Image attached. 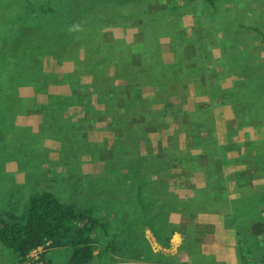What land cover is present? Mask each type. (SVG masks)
Returning <instances> with one entry per match:
<instances>
[{
    "label": "rangeland",
    "instance_id": "374dc122",
    "mask_svg": "<svg viewBox=\"0 0 264 264\" xmlns=\"http://www.w3.org/2000/svg\"><path fill=\"white\" fill-rule=\"evenodd\" d=\"M31 1H34L33 6L44 3V7L37 10L29 19L18 21L21 15L27 14L23 6L24 0H0V40L6 39L7 46H20L18 41L11 39L13 31L7 22L13 21H17L18 26L13 27L16 30L20 29L21 34L30 31L48 34L45 38L40 37L39 46L53 45L62 39L53 36L56 34L58 24L63 22L65 24L68 15L76 14L79 18L83 16L82 8L87 0ZM69 3L68 9L77 8L69 14H55V11L64 9ZM90 6L93 10L89 15L95 16L90 24L94 30H101L104 34L101 42L97 40L98 43L105 44L117 40L131 46L137 41L139 34L150 32L155 35L162 62L168 68L176 63L173 71L184 72L188 68H193L195 74L199 75V77L196 75L191 77L188 83L186 76H180L181 89L184 93L182 96L172 98L171 102L173 105H181V108L187 111H193L202 105L208 110L204 116L188 122L192 128L194 125L200 126L198 133L205 137L202 152L198 153L199 149L191 148L189 152L206 153L207 156L203 160H197L196 166L200 168L199 170L186 172L187 165L182 162L175 169L170 167L169 174V170L164 171L165 174L160 176L161 181L157 180L156 174L151 176L155 185L166 181L168 193L177 197L181 207L183 204L191 205L194 213L183 216L171 212L164 216L162 210L157 211L156 219L165 218L174 226L171 235L167 236V240L165 239L168 241L167 246L157 242L151 229L144 224L138 230L128 228L132 224V218L125 224L117 222L114 215H120L119 198L115 197L114 191L107 193V190L126 186L124 183L129 177L126 176L125 166L116 171L115 177L112 176L111 167L122 162L121 158L126 157L127 150L123 149L125 154L120 155L115 152L120 151V141L117 137H120V134L117 135L109 124L114 120L115 115L123 116V122L124 116H128L130 112L124 115L117 114V109L120 111L130 109L132 117H129V123L137 124L142 115L143 99L147 97L154 99L158 93L154 95L153 91L144 88L141 99L140 96L137 98L133 91L125 95V91H128L125 86L129 82L120 81L121 79L116 76L115 64L112 66L109 62H100L104 63L103 67L90 69L91 74L80 73L74 77L88 86V93L83 97L87 99L85 105L78 104L64 108L59 116L66 122L64 120L53 122V129L48 128L47 121L55 115L51 112L52 107H46L48 110L41 107L47 105L48 97L61 94L70 96L72 91L69 86L61 83L66 75L75 71L73 58L66 55L44 59L43 73H46L49 80L46 85L42 76L24 73L21 76L24 82L16 85L15 93L0 92V214L6 211L20 214L28 205L30 197L41 192H50L62 203L78 202L80 206L94 207L100 215V220L106 225L104 233L100 231L93 251V260L89 264H250L249 260H245L248 249L240 245L234 231L225 228L224 225V214L231 213L232 209L223 202L215 201L213 194L218 192L228 195L230 199H237L241 191L243 193L251 191L249 185L252 184L264 192V178L253 177L255 174L253 163L247 157L234 160L231 162L232 165H225L221 169L225 176H233L228 184L221 181H211L208 184L206 178L211 177L213 160L220 157V154L217 157L215 155L221 153L222 145L229 143L239 144L240 150L227 152L228 157H236L244 152L245 142L257 141L258 148L252 146L248 150L255 154L259 161H263L264 168V147H262L264 125L257 120L250 126L235 120L236 117L229 106L217 104L215 98L211 100L209 94L204 91L208 90L207 86L213 80H218L221 88L227 89L237 78L231 73L219 77L212 72V70L221 71L220 60L226 46L234 43L239 46H255V52H258L260 58H264V48H262L264 44L261 43L260 35L254 31L260 29L264 32V0H214L212 9H208L203 0H136V2L103 0L100 5L97 3ZM225 10L230 12L227 13ZM123 11L126 12L125 16H122ZM101 13L102 17L105 15L109 17L110 26L103 27L102 21L96 23L100 22ZM227 14L231 18L230 23L225 17ZM42 17H48V22L40 21ZM164 18L168 23L166 34L157 31V27L153 28L157 21ZM87 19L89 16H86ZM234 21L252 29L239 28ZM41 24L42 26H39ZM176 27L185 39L178 38ZM88 30V27L80 25L70 35L74 46H80L77 51L79 58H83L84 45L81 41L78 45L76 39L83 37L85 40L84 36L91 35ZM206 31L210 34L209 38H207L208 32L205 37ZM194 41H198L197 46H207L200 51L206 60L203 68L197 67L198 64L192 59L196 46ZM3 43L5 42H0V45ZM152 47L144 46L142 51L136 52L145 51V60L152 63V56L147 53L148 51L151 53ZM0 51L5 54L7 49L0 48ZM35 58L36 55L32 54L29 59ZM3 59L6 61V56ZM134 68L138 67L134 66ZM95 71H97L96 77ZM132 74L133 72L128 73L129 80ZM54 77H57L59 83L51 82ZM140 77L149 81L147 68L146 73L143 72ZM13 82V78L7 80L6 87H12ZM203 82L207 84L205 89L201 87ZM113 84L117 85V97L114 101H109L110 107L107 112L104 104L96 98L95 88L100 92L105 91L106 94L110 92ZM162 91V96H166L165 93L171 90L164 87ZM154 106H162V104L157 101ZM207 117L211 122L207 121L209 125L205 126L203 120ZM168 121L172 122L171 117ZM75 122L76 124L73 125ZM175 125L173 121L161 133L146 132L151 148L157 152L156 145L159 141V145L165 150L169 144L174 145V143L175 148L187 149L188 139L183 134L174 143L168 141ZM126 130L128 135L124 138L135 133L137 128L127 124ZM229 131L232 132L231 140L227 137ZM211 132H215L213 137L209 135ZM138 138L133 136L138 144V151L145 154L146 144L142 137ZM174 160L180 162L177 158ZM91 179H108V182L104 183L107 188L95 187L88 192L87 188L79 187L81 182H88ZM142 179L144 178L139 176L134 180L136 183ZM150 192H154L151 195L156 198L157 190ZM146 196L148 197V194ZM158 199L160 203L164 201L162 194L158 195ZM122 203L124 208H128V202L122 201ZM255 213L256 208L247 211L244 216L250 220ZM121 219L125 220L122 217ZM261 220L264 222V219ZM115 221L117 224L114 223ZM121 228V233H118ZM181 230L187 231V235L181 233ZM147 246L154 254L160 255V262L148 260L152 255L146 257ZM3 255L8 256L6 250L0 247V264H20L12 262L10 256ZM69 256L70 251L67 249L52 250L48 247H40L29 253L24 264H67ZM257 264H264V258L258 257Z\"/></svg>",
    "mask_w": 264,
    "mask_h": 264
},
{
    "label": "trees",
    "instance_id": "16d2710c",
    "mask_svg": "<svg viewBox=\"0 0 264 264\" xmlns=\"http://www.w3.org/2000/svg\"><path fill=\"white\" fill-rule=\"evenodd\" d=\"M133 1L136 2V0ZM203 1L206 3L208 9H212L214 0ZM97 3L100 5L103 3V0H87L82 8L84 11L83 16L79 18L76 14L71 16L68 15L65 24L64 22L59 23L58 29L55 32L56 34H53V36L54 38L62 39H59L51 46H39L40 37L44 36L45 38L48 34H40L33 31L21 34L20 29L16 30L13 27L18 26L17 21L7 22L13 31L11 39L13 41H18L20 46H7L6 39L3 38L0 40V42H5L0 45V48L3 50L7 49L5 54H2L0 51V92L12 91V93H15L14 88H16V85L24 82V80L21 79L24 73L27 75L32 73L37 77L42 76L46 85L49 83V80L46 73H43L42 66L44 59L54 56L63 57L69 55L73 58L75 71L72 74L66 75L61 83L72 89L71 95L61 94L59 96L48 97L47 105L41 107L44 110H48L47 108L52 107L51 112L55 115L54 118L51 117L49 121H47L48 128L53 129V122L64 120L59 116L64 108L73 107L78 104L85 105L87 99H83V97L88 93V86L74 77L80 73L91 74L89 72L90 69L96 70L103 67L104 63L100 62H109L112 66L115 64L114 66L117 67L115 70L116 76L121 79L120 81L129 82L127 86H125V88L128 89V91H125V95L133 91L136 97L139 98L140 96L141 99L144 88L153 91L154 95L158 93L154 98L156 101L149 97L143 99L142 103L144 105L142 104V115L137 124L129 123V117H132V111L130 109L123 111L117 109V114L124 115L128 111L130 112L128 116H124L123 122V116L118 115H115V122L114 120L110 122L109 125L113 131L116 132L117 135L120 134V137L117 136L120 141V151L118 150L115 152L120 155L125 154L123 149L127 150L126 157L121 158L122 162L116 163L115 165L117 167L112 165L111 173L112 176L115 177L116 171L125 166V170L127 171L126 176H128L129 179L124 183L126 186L122 185L121 187L107 190V193L114 191L115 197L119 198L118 208L120 210V215H114L117 222H124L125 224L128 219L132 218V224H130L128 228L138 230L142 227L141 225L144 224L151 229L157 242L167 246L168 241H166V238L171 235V229L174 226L168 223L165 218L162 220L156 219L157 211L159 209L162 210L164 216L171 212L189 216L193 214L194 211L191 205L188 204H183V207H181L177 197L168 193L166 181H162L159 185H155L151 176L156 174L157 180L161 181L160 176L165 174L164 171H168L170 167L175 169V167L179 166L182 162V164L187 165L186 172L199 170L200 168L196 166L197 160H203L207 156L206 153L198 154L203 151L205 141V137L198 133L200 126L194 125L192 128L188 125V122L204 116L208 110L202 105L200 108L197 107L193 111H187L182 109L181 105H173L171 102L172 98L182 96V93H184V90L181 89L182 80H180V76H186L188 83L191 77L195 75L199 77V75L195 74L193 68H188L184 70V72L181 71L184 75L179 71H173L176 63L172 64L171 68H168V66L162 62L160 49L156 43V37L150 32L139 34L137 41L131 46L117 40L105 44L98 43L97 40L99 39V42H101L104 34L101 30H94L90 23L95 16L89 15V12L93 10L90 4ZM33 4L34 1L24 0L23 6L27 14L21 15L18 21L24 18L29 19V17L36 14L37 10L39 11L44 7V3L38 6H33ZM69 5L70 3L64 9L55 11V14H69L74 8H77L71 7L68 9L67 7ZM114 7H116V4ZM231 10L234 12V8ZM225 11L227 13L230 12L229 10ZM125 15L126 12L123 11L122 16ZM86 16H89V19L86 20ZM225 17L230 23L231 18L229 14ZM41 19L40 21L42 22H48V17H42ZM101 21L104 22L103 27L111 25L109 17L106 15L102 17V13L100 22L97 21L96 23L99 24ZM234 24L242 29H252L250 27L245 28L236 21H234ZM80 25L88 27V31L91 33V35L84 36L85 40L83 37L76 39L78 45L80 41L84 45L83 58L78 57L79 53L77 54V51L80 46H74V42L70 36ZM39 26H42V24ZM167 26L168 23L164 18L157 21L153 25V28L157 27V31H162L163 34H166L168 30ZM254 31L260 35L261 43L264 44V32L260 31V29H254ZM176 32L179 39H185V37L179 33L177 27ZM207 32L208 31H206L205 37L207 36ZM64 35L65 38H63ZM209 37L210 34L208 32L207 38ZM195 44L196 46L192 54V59L198 64L196 65L197 67L203 68L206 65V60L203 53L200 51L207 48V46H197L198 41L195 42ZM144 46H153L151 48V53L150 51L147 52L152 56V63H148L147 60H145V51L136 52L142 51ZM262 48H264V46H262ZM187 50L190 49L187 48ZM255 50V46H239L237 43L226 46L223 49L222 58L220 60L221 71L215 72L212 70V72L219 77L224 76L226 73H231L237 78L232 81L231 87L227 89L221 88L218 80H213L208 84V90L204 91L209 94L211 100L215 98L217 104L229 106L236 117L235 120H239L248 126L256 120L264 125V58H260L257 54L258 52H255ZM32 54H35L37 58L34 60L29 59ZM5 56L6 61L3 59ZM176 58H178V56ZM134 66L138 68H134ZM181 67L183 66L181 65ZM146 68L148 70L149 81L151 79L150 82L140 77L143 72L146 73ZM130 72H133L131 80L127 77ZM94 73L96 77L97 71ZM12 78L14 80L12 87L7 88L6 81H10ZM119 78L115 79L119 80ZM51 82L59 83L57 77H54ZM206 85L207 84L203 82L201 87L205 89ZM164 87H168V89L171 90L165 93L166 96H162V89H164ZM116 88L117 85H111L110 92L106 94L105 91L100 92L95 88L96 98L99 99L100 103L104 104V108L107 112L110 107L109 101H114L117 97ZM179 89L181 90L178 91ZM81 90L83 91L81 92ZM108 97L111 98L108 99ZM157 101L161 102L162 106H154V103ZM179 101L181 100L179 99ZM1 104H4V102H1ZM170 117L172 122L175 121L176 125L168 141L174 143L179 139L180 135L183 134L185 138L188 139L186 145L187 149L182 150L175 148L174 145L176 144L174 143V145H168L167 150L169 149V151H167L164 147L159 145L158 141L156 152L151 148L149 136L146 132L161 133L172 123L168 121ZM207 121H209V123L211 122L209 117L203 120L205 126L209 125ZM64 122H66V120H64ZM75 124L76 122L73 123V125ZM127 124L130 127L137 128V131L132 135L129 134L128 138H124L125 135H128L126 130ZM54 131L55 130H53V132ZM214 133L215 132H211L209 134L210 137H213ZM133 136H136L137 139H139L138 137H142L146 144L145 154H141L138 151L139 147L134 141ZM227 137L231 140L232 132L229 131ZM210 140L213 141L212 139ZM257 144V141L245 142L244 152L238 154L236 157H228L227 152H236L240 150L239 144L229 143L227 145H222L221 153L218 152L215 155V157H217L220 154V157L213 160V171L210 170L211 177L209 176L206 178L207 183L210 184L211 181H221L228 184L231 182L230 179L233 176H225L223 174L224 172H221V169L225 165H232V161L243 157L251 159L255 171L253 177L264 178L263 161H259L258 157L248 150V148L252 146L258 148ZM189 148L195 150L199 149L200 151L198 153H191L189 152ZM174 158L179 159L180 162H177ZM170 172L171 170H169L168 174ZM139 176L144 179L135 183L134 179H137ZM224 179L228 181L225 182ZM105 182H108V179H91L88 182H81L79 187L81 186L83 189L87 188L88 192H90L94 190L95 187H100L102 189L107 188L106 184H104ZM238 184L240 185V183ZM249 186L252 190L246 193L241 191V195L237 199H230L228 195H223L218 192L214 193L213 197L215 201L223 202L232 209L231 213L224 214L225 228L233 230L238 243L248 249L245 260H249L250 264H257L258 257L259 259L264 258V222L261 220L264 219V211H262L264 210V192L257 186H254V184ZM154 190H157L156 198L151 195L154 192H150ZM146 194H148V197ZM161 194L164 197L162 203H160L158 199V195ZM122 201L128 202L129 206L126 205L128 208H124ZM255 208L256 213L250 220L244 216L247 211H253ZM257 214H260V216H257ZM121 217L125 220L122 221ZM114 223H116V221ZM105 225L106 224L100 220V215L94 207L80 206L78 202L62 203L50 192H41L40 194H34L30 197L28 205L20 214L7 211L0 214V247L6 250L12 262L20 264H24L28 259L27 256L29 253L40 247H48L52 250H69L70 256L67 264H89L93 260V251L98 241L100 231L104 233ZM261 225H263V227ZM121 230L122 228L119 231L117 230L118 233H121ZM180 232L185 235L188 233L183 230ZM191 244L192 243H189V245ZM145 254L146 257L149 255L157 257L154 258L151 256L148 259L149 261H159L160 259V255L154 254L148 246L145 250ZM3 256L8 257L5 255Z\"/></svg>",
    "mask_w": 264,
    "mask_h": 264
},
{
    "label": "bare ground",
    "instance_id": "6f19581e",
    "mask_svg": "<svg viewBox=\"0 0 264 264\" xmlns=\"http://www.w3.org/2000/svg\"><path fill=\"white\" fill-rule=\"evenodd\" d=\"M177 241V240H176Z\"/></svg>",
    "mask_w": 264,
    "mask_h": 264
}]
</instances>
